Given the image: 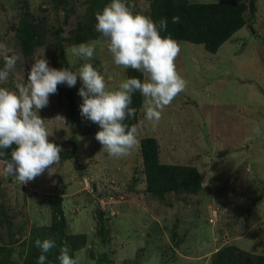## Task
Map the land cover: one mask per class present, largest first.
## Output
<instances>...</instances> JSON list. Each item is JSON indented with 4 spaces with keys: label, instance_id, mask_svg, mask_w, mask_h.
Wrapping results in <instances>:
<instances>
[{
    "label": "rangeland",
    "instance_id": "374dc122",
    "mask_svg": "<svg viewBox=\"0 0 264 264\" xmlns=\"http://www.w3.org/2000/svg\"><path fill=\"white\" fill-rule=\"evenodd\" d=\"M150 1L124 0L149 17ZM110 3L0 0V42L19 57L0 87L15 90L27 82L33 57L44 53L57 69L91 63L108 89L118 88L128 69L114 63L107 38L95 30L94 14ZM254 8L250 18L247 8L242 12L244 25L214 52L173 38L180 47L174 63L186 88L159 122L146 119L141 96L138 143L122 158L102 150L95 139L99 125L81 116L80 78L74 87L57 86L38 110L49 141L62 148L54 173L21 185L0 165V264H37V238L56 242L46 264H59L63 246L79 264H237L230 256L239 251L250 263L264 264V0H254ZM81 43L95 44L93 58L69 63L66 50ZM143 137L154 138L159 163L193 166L201 176L199 190H148ZM48 195L59 199L62 227L49 225Z\"/></svg>",
    "mask_w": 264,
    "mask_h": 264
},
{
    "label": "clouds",
    "instance_id": "9594fccd",
    "mask_svg": "<svg viewBox=\"0 0 264 264\" xmlns=\"http://www.w3.org/2000/svg\"><path fill=\"white\" fill-rule=\"evenodd\" d=\"M94 15L95 30L107 38L114 63L142 72L144 79L127 78L118 88L110 90L104 76L91 63L85 62L73 71L70 67H50L44 53L34 56L27 82L16 83L15 90L0 87V165L5 176L13 177L21 185L45 171L52 175L53 165L60 163L62 148L49 141L51 134L38 115V110L48 105L49 96L57 93L58 85L71 88L76 85L77 77L80 78L83 85L78 91L83 99L80 114L99 125L101 130L96 132L95 139L113 158L129 155L138 143L137 127L125 122L136 114V109L130 107L134 93L139 91L143 97L146 119L159 122L163 109L186 88L187 82L174 63L180 47L171 35L160 34L167 29V18L154 22L143 13H134L124 0H111ZM179 22V16L172 17V23ZM94 52L93 43L73 45L66 50L69 63L72 57L91 60ZM0 58L3 59L0 83H4L19 57L0 42ZM253 132L260 135L259 128H254ZM34 243L41 251L37 264H46V254L57 247L56 242L37 238ZM57 258L59 264H79L67 246L59 248Z\"/></svg>",
    "mask_w": 264,
    "mask_h": 264
},
{
    "label": "trees",
    "instance_id": "16d2710c",
    "mask_svg": "<svg viewBox=\"0 0 264 264\" xmlns=\"http://www.w3.org/2000/svg\"><path fill=\"white\" fill-rule=\"evenodd\" d=\"M246 1V2H245ZM217 0L213 3H186L181 0H152L149 3L150 17L154 22L167 18L166 31H161V36L171 35L177 40L201 43L208 52H214L236 29L244 25L241 17L247 8L249 18L255 12L254 0ZM108 3V2H107ZM103 4L99 3V5ZM179 16V23H172V17ZM77 42L81 41V34H76ZM24 50L27 43L22 40ZM141 79L139 71L128 68L127 78ZM141 103L139 91L133 94L132 104L137 110ZM136 115V114H135ZM129 125L135 124V116L126 121ZM141 155L147 176L148 190L162 193L165 190L180 189L183 192L194 194L201 185V176L198 171L189 165H168L157 161V146L154 138L143 137L140 139ZM174 171H177L174 173ZM50 211V227L63 226L62 209L59 199L55 195H48ZM232 257L237 264L250 263L249 255L239 251ZM251 257V256H250ZM256 261V258H255ZM227 263V261H225Z\"/></svg>",
    "mask_w": 264,
    "mask_h": 264
}]
</instances>
